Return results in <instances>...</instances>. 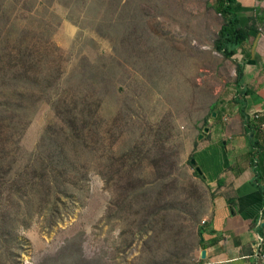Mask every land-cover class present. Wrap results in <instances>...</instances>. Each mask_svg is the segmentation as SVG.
Segmentation results:
<instances>
[{
	"label": "rangeland",
	"instance_id": "374dc122",
	"mask_svg": "<svg viewBox=\"0 0 264 264\" xmlns=\"http://www.w3.org/2000/svg\"><path fill=\"white\" fill-rule=\"evenodd\" d=\"M112 1L45 0L46 8L40 10L45 20L51 15L48 35L63 55L60 90L86 87L88 93L89 86L101 100L97 114L101 142L94 141V145L98 143L92 148L95 152L90 151L91 142L82 144L87 147L79 154L87 166L86 178L69 190L67 199H60L55 215L33 216L24 229L21 226L27 208L22 196L15 195V208H4L11 223L10 236L0 237V264L198 262L197 228L207 221L217 192L211 185L206 154L212 145L218 147L219 156L231 155L230 149L226 151L230 144L240 152L245 147L251 149L247 124L256 129L259 138L264 136L251 119V114L257 113L264 123L261 105L246 103L245 122L239 116L236 100L243 95L236 85V70L244 54L238 52L232 59H225L214 50L224 22L215 11L216 0H121L127 6L122 11L120 35L105 39L89 26L94 16H88V4L96 11L99 3L107 7ZM69 7L74 9L72 17ZM130 10L135 12L133 20ZM15 16L19 18L23 12L16 11ZM255 27L264 32L263 24ZM258 61L257 57L252 63ZM254 77L255 72H248L243 87L264 92V83H257ZM84 79L88 80L85 85ZM84 93L78 94L79 100ZM22 114L25 121L13 174L36 156L51 127L57 130L62 126L56 111L46 102ZM159 136L168 138L165 146ZM229 136L236 138L235 142ZM60 144L63 147V141ZM161 148L171 178L176 179L168 201L175 207L171 219L179 216V228H174L180 231L177 245L165 231L159 237L161 226L156 223V230L131 235L132 223L141 216H132L124 207V186L133 176L141 174L144 181H151L159 175L150 162L160 158ZM64 151L72 153L68 147ZM128 152V156L136 157L132 162L136 164L125 181L119 167L126 168L130 161L119 158ZM237 156L242 160L246 155ZM192 158L197 159L203 175L196 173ZM237 163L235 160L232 165L238 168Z\"/></svg>",
	"mask_w": 264,
	"mask_h": 264
},
{
	"label": "trees",
	"instance_id": "16d2710c",
	"mask_svg": "<svg viewBox=\"0 0 264 264\" xmlns=\"http://www.w3.org/2000/svg\"><path fill=\"white\" fill-rule=\"evenodd\" d=\"M99 4L96 11L91 10V5L88 4V16H94L89 20V26L94 27L100 37L114 39L120 35L124 23L122 11L127 4H123L121 0L112 1L107 7L102 3ZM216 4L215 11L224 22L218 31L214 50L225 59H232L247 42L249 32L256 28L255 19H250L251 26L242 27L235 10L239 6L236 0H216ZM45 8V0L43 2L0 0V237L2 238L10 236L11 218L4 212V208L9 205L14 208L17 206L15 195L22 196L27 208L21 226L24 229L28 228V221L33 216H42L44 213L55 215L60 199H67L69 190L77 188L82 179L86 178L87 166L79 154L87 147L82 144L91 142L90 151L95 152L92 148L98 143L94 145V141L98 139V142H101L99 123H97L101 100L95 90L89 86L88 93L85 92L86 87L85 90L84 87L82 90H76L74 87L60 90L63 55L48 35L52 30L51 15L49 14L48 20H45L46 17L40 14V10ZM16 11L23 12V16L17 18ZM73 11L74 9L69 7L70 17L73 16ZM128 12L133 20L135 12L133 10ZM142 12L146 15V10ZM33 23L37 25L30 28ZM255 32L258 33L256 29ZM245 65L238 64L236 70V85L242 90L240 93L243 95L241 100H236V103L243 122L246 119L245 104L259 102L253 91L243 87ZM85 81L88 80H83L84 85ZM91 83L96 85L97 82L92 80ZM82 93L84 97L79 100L78 94L81 96ZM40 102L52 105L62 126L57 129L58 132L51 127L42 140L36 156L18 170L19 172L13 174L20 153L18 140L23 133L22 126L25 121L22 113L24 110L25 112L35 110ZM245 132L251 134V150L247 157L255 174V182H258L264 171V146L258 142L256 129L249 124L246 125ZM158 140L164 146L168 142V138L162 136H159ZM60 141H63V147ZM67 147L72 153L64 151ZM161 149L158 150L160 158L152 159L150 162L152 168L159 171V175L151 181H144L141 174H139L141 178L133 176L130 179L131 183L128 182L124 186L127 199L124 207L130 210L132 216L138 218L141 216L140 220H134L132 223L129 230L131 235L134 236L136 232L145 235L152 229L156 230L154 226L156 223L161 226L159 237H162L165 231V235L169 234L168 238L177 245L180 231L176 232L174 228H179L177 224L179 216L174 215L171 219V212L175 207L171 201H168L176 179L171 178L172 171L168 159L163 155L165 153L163 148ZM129 152L135 153L133 150ZM129 152L119 158L130 161L126 168L119 167L122 174H125L123 176L125 181L129 179L132 165L136 164L132 163L136 157L128 156ZM220 185L218 181V187ZM114 187L119 189L116 185ZM206 226L207 224L204 223L197 228L198 245L201 248H203ZM170 263L172 264L171 260ZM202 263L204 261L199 260L193 264Z\"/></svg>",
	"mask_w": 264,
	"mask_h": 264
},
{
	"label": "crops",
	"instance_id": "0c3cea01",
	"mask_svg": "<svg viewBox=\"0 0 264 264\" xmlns=\"http://www.w3.org/2000/svg\"><path fill=\"white\" fill-rule=\"evenodd\" d=\"M236 1L239 6L235 10L242 27L250 26L251 18L255 19V26L264 25V0ZM259 31L258 33L250 31L247 42L238 52L244 54L241 56L244 57L242 63L246 64L245 76L253 71L254 81L264 83V32ZM246 55L250 57L247 59ZM257 57L258 63H252ZM259 63L261 65H257ZM254 93L259 102L253 103L252 106L261 105V109L264 110V92ZM259 131L264 132L260 129ZM229 139H232L231 142L236 140L232 136H229ZM258 139L264 146V136L261 138L258 136ZM232 145L226 147V151L230 149L229 152H232L231 155L227 153L219 156L220 151L215 145H212L206 154L208 160L205 159V164H209L211 185H215L213 190L217 192L210 215L205 221L207 226L203 248L199 247L197 258L202 260L201 255L205 250L203 261L206 264H264L255 258L254 248L257 237L264 241V171L260 180L255 182L249 158L245 160L251 149L245 147V150L240 152L238 147L231 149ZM241 154L246 155L242 160L237 156ZM235 160L240 164L238 168L232 165ZM218 181L221 183L220 187Z\"/></svg>",
	"mask_w": 264,
	"mask_h": 264
},
{
	"label": "built area",
	"instance_id": "2783aa9c",
	"mask_svg": "<svg viewBox=\"0 0 264 264\" xmlns=\"http://www.w3.org/2000/svg\"><path fill=\"white\" fill-rule=\"evenodd\" d=\"M251 119L255 120L256 124H258V128L261 131H264V123H261V116H259V114L257 113H253L251 114ZM254 248L256 250V256L255 258L264 262V241L261 237H257V241L254 244ZM202 264H206V263H202Z\"/></svg>",
	"mask_w": 264,
	"mask_h": 264
},
{
	"label": "water",
	"instance_id": "95a60500",
	"mask_svg": "<svg viewBox=\"0 0 264 264\" xmlns=\"http://www.w3.org/2000/svg\"><path fill=\"white\" fill-rule=\"evenodd\" d=\"M208 129L206 128L205 129V132H207ZM191 164L195 166V170L200 174V175H203V170L201 168V166L198 164V161L196 158H192L190 160ZM201 259L202 260H205V250L202 252V255H201Z\"/></svg>",
	"mask_w": 264,
	"mask_h": 264
}]
</instances>
